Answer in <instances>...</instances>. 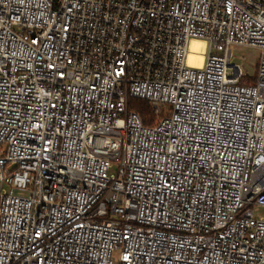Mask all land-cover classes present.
<instances>
[{"label":"built area","instance_id":"1","mask_svg":"<svg viewBox=\"0 0 264 264\" xmlns=\"http://www.w3.org/2000/svg\"><path fill=\"white\" fill-rule=\"evenodd\" d=\"M259 209L264 0H0V264H264Z\"/></svg>","mask_w":264,"mask_h":264},{"label":"rangeland","instance_id":"2","mask_svg":"<svg viewBox=\"0 0 264 264\" xmlns=\"http://www.w3.org/2000/svg\"><path fill=\"white\" fill-rule=\"evenodd\" d=\"M260 57V50L254 47L245 45L232 46V64H238L242 67L244 72V81L250 83L249 80L253 81L258 73V63ZM116 171V165L111 169L110 172ZM264 213L263 209H259L255 212L256 216L259 217ZM119 250L113 252V259L117 260L119 257Z\"/></svg>","mask_w":264,"mask_h":264},{"label":"trees","instance_id":"3","mask_svg":"<svg viewBox=\"0 0 264 264\" xmlns=\"http://www.w3.org/2000/svg\"><path fill=\"white\" fill-rule=\"evenodd\" d=\"M256 80V77L253 78V81ZM252 83V80H249ZM129 108L139 113L143 123L147 126L155 125L160 117L156 114L151 103L146 99L133 98L129 99Z\"/></svg>","mask_w":264,"mask_h":264},{"label":"bare ground","instance_id":"4","mask_svg":"<svg viewBox=\"0 0 264 264\" xmlns=\"http://www.w3.org/2000/svg\"><path fill=\"white\" fill-rule=\"evenodd\" d=\"M205 50V42L204 41H198V40H192L191 43V53L189 55V63L191 65L195 66H201L204 60L203 52Z\"/></svg>","mask_w":264,"mask_h":264}]
</instances>
